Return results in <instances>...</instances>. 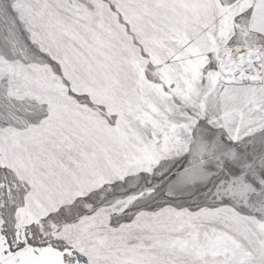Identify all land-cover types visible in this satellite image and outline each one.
<instances>
[{"label": "snow or ice", "instance_id": "obj_1", "mask_svg": "<svg viewBox=\"0 0 264 264\" xmlns=\"http://www.w3.org/2000/svg\"><path fill=\"white\" fill-rule=\"evenodd\" d=\"M0 264H264V0H0Z\"/></svg>", "mask_w": 264, "mask_h": 264}]
</instances>
